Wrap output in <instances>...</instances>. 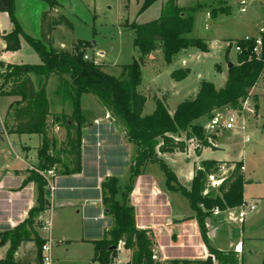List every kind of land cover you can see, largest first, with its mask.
<instances>
[{"label":"trees","instance_id":"trees-1","mask_svg":"<svg viewBox=\"0 0 264 264\" xmlns=\"http://www.w3.org/2000/svg\"><path fill=\"white\" fill-rule=\"evenodd\" d=\"M15 1L10 0L7 11L16 29L4 36L7 48L12 51L20 48L18 35L23 33L14 15ZM45 1L48 2L49 7L41 16L40 39H33L23 33L28 43L39 53L42 63L38 65L3 63L5 68L0 72V80H2L0 95L20 98L9 105L4 124L7 132L18 135H42L37 162L39 172L32 171L23 181V186L30 181L37 184L38 204L29 211L25 222L13 230L0 233L1 240L11 243L7 257L0 261V264H18L15 262L14 252L22 242L31 239L32 231L29 232V229H34L36 226L35 219H39V216L50 208L48 183L40 172L55 171L58 164H62L59 153L51 152L49 148L53 146V141L48 137L46 128L51 115H53V122L60 123L67 131L66 139L61 143V147L71 161L70 165L65 166L61 172L75 174L82 170V128L88 122L87 115L82 111V95L84 94H92L97 98L101 106L110 112L112 119L123 127L128 140L136 147L125 190L120 192V181L115 176H110L103 184L104 203L108 209V215L114 216L115 225L101 240L94 242L96 256L93 264H111L119 250L109 251V248L120 243L125 249L133 250L132 258L127 264H164L163 261L154 259L157 251L153 249V233L149 229L137 228L134 206L130 204L129 198L136 178L144 173L150 163L159 164L166 175L169 191L180 192L188 199L190 208L198 220L206 248L215 257V261L218 264H239L238 254L234 249L225 251L211 245L210 231L206 221L214 216L212 213L216 206L225 211L227 208L232 209L246 203L243 162L235 164L229 177L217 189L206 192L208 177L219 174L223 169L222 165L228 164L227 162L214 159L202 160L201 166L194 174L192 188L189 190L177 180L174 171L160 159V155L161 153L186 152L190 143L195 140L197 141L195 154H200L204 148H217L215 135L206 134L203 123L198 120L203 117L210 118L216 111L229 106L236 108L251 94L252 89L263 77L264 44L261 55L258 57L251 52L255 40L240 41L245 50L237 54L238 64L229 68L224 87L216 88L212 81H203L196 97L180 102L174 114L168 111L162 99H156V107L152 114H144L147 96L139 90L143 82L144 56L155 51L158 43L162 44L164 59L168 64H171L173 58L183 50L195 47L203 52L209 51L206 40L187 36L194 27L193 15L188 14L184 7H180L178 0H167L158 19L140 24L132 23L135 31L134 46L140 50L142 61L134 59L133 63L125 65L126 78L120 80L106 72L104 65L96 63L93 59L90 61L84 59V49L89 45L86 41L80 40L76 43L72 52L53 47L55 26L71 27V22L61 10H58L60 5L56 0ZM156 1L145 0L144 8ZM189 73V69L180 68L172 72L171 76L174 80L181 81L187 78ZM55 74L62 79L59 93L73 106V112L70 115L51 114L46 88L49 78ZM32 75L37 77L38 83L32 79ZM181 131L187 132L186 138L189 141L179 137ZM119 193L121 198H118ZM32 233L35 235L36 261L42 264L41 248L45 239L36 232ZM170 262L171 264L180 263L176 260ZM182 262L187 264L192 261L183 260ZM196 262L214 264L211 257ZM22 264H30V260L25 258Z\"/></svg>","mask_w":264,"mask_h":264},{"label":"crops","instance_id":"crops-1","mask_svg":"<svg viewBox=\"0 0 264 264\" xmlns=\"http://www.w3.org/2000/svg\"><path fill=\"white\" fill-rule=\"evenodd\" d=\"M22 1L24 0L15 1L14 15L16 21L20 28H22L24 34L36 40L40 39V22L38 16L35 20V24L29 23L28 16L23 15L19 6V3ZM25 1L27 2L29 0ZM157 1H161L162 8L164 9L167 0ZM225 1L226 0L221 1L223 6L227 5L229 12H233V6H230L228 1ZM241 1L242 0H233V4L237 5L234 11L237 10V12L241 14V22L248 28V30L243 37H237L235 40L239 41L246 35L260 37L261 29L264 26V5L247 0L248 2L245 5L246 10L243 11ZM9 5L10 0H0V63L19 65H21V63L32 65L41 64L42 60L39 53H37L32 45L28 43L23 33L18 35L20 48L17 51H12L7 48L4 36L16 29L15 24L11 19V15L9 11H7ZM178 5L182 7L179 0ZM47 9L48 8L46 7L45 11ZM58 10H60V7ZM221 11H224V9ZM211 14V11L207 12L208 18H213ZM215 18H217V15ZM58 28L61 27L55 26L53 34ZM52 44L56 49L65 50L62 42L56 44L53 40ZM193 48L183 50L173 58L174 60L170 66H173L174 64H176V66L169 70L170 76L172 72L180 68L189 69L191 73V68L188 66L189 59L185 56H191L192 58L193 56L199 57L201 53L205 54L198 48H195L198 51H194ZM158 50L163 53L162 47H158ZM159 51L158 53L155 51L153 54H159ZM103 54V52H99V56H102ZM152 56L153 55H151L150 58H153ZM227 74L228 71L226 75ZM227 78L228 75L226 76V81ZM32 79L36 82L34 75H32ZM174 81L180 83L178 80ZM202 82L203 81L199 83V87L193 92L195 93L194 97L197 95V91ZM61 83L62 79L57 74L52 75L47 83L46 93L50 103V111L51 114L66 113L70 115L73 112V106L69 101H65L64 96L59 93L58 90ZM51 84L54 91L53 97L49 96L48 93ZM160 92L161 90H159V93ZM166 94L168 95V93ZM87 95L88 94L82 95V111L87 115L88 122L82 128V170L80 172L75 174H64L61 172L65 166L70 165L71 161L68 154H66L61 147V143L67 136L65 127L60 123L55 124L53 122V115H51L48 119V125L46 128L48 137L53 141V146L49 147L51 149L50 151L58 152L62 160V164H58V167L55 169V175L50 176L52 178V183L56 185V191L54 192L53 201L51 203L53 235L55 239L52 250L54 257L53 264L94 263L96 256L94 242L96 240H101L115 225L114 216H109L106 211L107 208L103 199V184L107 178L115 176L120 181L119 187L120 192L122 193L127 186V180L131 174L132 162L136 153V147L128 140L123 127L115 120L107 118L110 112L104 110L95 96H90V98L84 101V98H86L85 96ZM19 99L20 98L17 97L12 102ZM157 99H162L165 102L164 96L163 98L157 97ZM12 102H10L4 110L0 109V233L13 230L25 222L29 211L38 204L37 184L30 181L23 186V181L37 168L38 153L40 146L42 145V135H18L7 132L4 124L9 105ZM155 107L156 102L153 107V112ZM175 109L170 111V113L174 114ZM204 118L206 117H203L198 121H201ZM206 122L207 121H204V124ZM222 134L223 138L225 137V139H228L229 141L235 136L232 129L227 130L225 127ZM215 138L217 148H204L200 154H195V148L189 145V149L186 152L161 153L160 159L169 165V167L175 172L176 176L179 171V173H184L186 177H189L191 182H183V180L180 179V175L177 176V180L183 186L189 187L192 184L196 169L201 166L202 160L214 159L217 161H225L230 165L242 162L236 158L227 160L212 155L222 149L219 144L221 133L219 132L217 136L215 135ZM187 155H190L192 163L187 168H185V166L180 167L179 165L176 171V166H171V164H179L181 161L184 162ZM183 156L185 157L182 158ZM147 168L148 166L145 168L144 173L136 178L134 188L129 195L130 204L134 206L137 228L144 230L149 229L153 233L156 241L159 243L158 248L163 254V261L170 259V261H180L179 264H181L183 263V260H189L193 263L211 257V254H209L208 248H206L203 241L198 220L195 218V214L191 210L190 205L188 208H179L184 211L180 214L173 209L172 203H170V193H172V191L168 190L165 173L162 172V175H158V173L154 174L153 172L149 173ZM149 189H152V192L149 193ZM118 198H121L120 193ZM245 202L248 205L250 204L246 197ZM255 209L256 206L253 210ZM229 213L235 212L232 211ZM229 213L227 215H225L226 213L214 214L212 218H209L206 221L208 230L210 231V242L214 245L212 246L225 251H232V249L222 248L218 246V243L214 244L216 242L215 239H217V235L221 230L227 229L232 236V240L228 245L229 248L234 243L233 238L239 236L238 230L236 234H234V232L232 233L233 229L236 230V227L231 226L233 221H230ZM217 218L224 219L226 224L223 225V227L216 226V223H214L213 220ZM38 220L39 219L37 218L35 219L36 226L34 229H38L36 233H38L41 238H44L45 235L43 231L40 230ZM240 229L242 230V233L240 231L242 235L248 231L246 230V219L242 223ZM32 232L31 235H33ZM34 237L35 235H33L30 240L22 242L16 249L14 252L16 263L22 264L25 258H27L30 260V264H38L36 261ZM167 240H169V242ZM236 245L240 247V251L242 252L243 247L241 243H236ZM10 247V241L5 242L0 239V261L7 257V252ZM117 250L120 251L122 248L118 247ZM167 255H172V258H167Z\"/></svg>","mask_w":264,"mask_h":264},{"label":"rangeland","instance_id":"rangeland-1","mask_svg":"<svg viewBox=\"0 0 264 264\" xmlns=\"http://www.w3.org/2000/svg\"><path fill=\"white\" fill-rule=\"evenodd\" d=\"M221 1L223 0H179L185 11L194 17L193 30L187 36L206 40L209 43V51L204 52L205 54L201 53L199 57L193 56L191 58V56H185L189 59L188 66L191 68V73L188 78L180 81V83H176L169 74V70L176 64L170 66L163 58L162 51L157 48L155 51L157 53L159 51V54H153L155 52L153 51L151 54L144 56V64H142L143 82L139 88L140 92L148 98L143 110L144 114L153 112L157 97L163 98V96L165 97L168 111H173L179 102L196 97H194L195 93L193 92L199 87L198 85L201 81H213L216 84V88L224 87L229 63L232 62L237 65L239 59L232 43L236 41L237 37H243L248 28L241 22V14L237 10L234 11L237 5L233 4V0L225 1H228L229 5L233 6L234 10L231 13L228 6H223ZM56 2L60 5V10L70 20L71 27L60 26L61 28H58L53 34L54 42L56 44L62 42L64 44L63 48L68 51H72L80 40L88 42L89 45L84 51L89 58L84 59L88 61L93 59L100 63L102 61L101 64L105 66L106 72L108 71L120 80L126 78L124 73L125 65L133 63L134 59L142 61L140 50L134 46L135 31L132 28V23L140 24L158 19L163 9L161 1L154 2L146 8H144L145 0H56ZM19 6L23 15L28 16L29 23L34 24L37 16L39 22L41 21L45 8L49 7L48 2L45 0H29L27 2L24 0L19 3ZM188 9L190 10L188 11ZM222 9L224 11H221ZM208 10L211 11L213 18H208ZM216 15L217 18H215ZM161 45V43H158V47H162ZM193 50L198 51L195 48ZM99 52L104 54L99 56ZM151 55H153V58H150ZM4 68L5 65L0 63V72ZM35 79L38 83L36 76ZM1 83L2 80H0V86ZM159 90H161L160 93ZM53 92L51 84L48 91L49 96L53 97ZM90 96L94 95L88 94L85 96L84 101ZM16 98L9 95H0V109L4 110ZM104 110L106 111V109ZM233 114L238 119L235 122L236 127L232 129L235 136L229 141L225 137L223 138V124L211 125V122L217 116L229 119ZM109 118L112 119L111 116ZM204 121L207 122L204 124ZM200 122L203 123L206 134L217 136L219 132L221 133L219 144L222 149L216 150L217 152L212 155L227 160L236 158L244 163L245 168L242 170L245 178L244 195L250 204L256 206L253 211L249 209L250 206L245 207L242 205L232 209L227 208L225 212L219 206H216L220 209L219 213H226L225 215L232 211L238 215L240 207L245 208L248 213L245 218L246 230L248 231L242 235V230L240 229L242 223L233 221L231 226H235L236 230L233 229L232 233L236 234L237 230L239 231V236L233 238V245L230 248L228 247L232 236L227 229L221 230L214 244L218 243V246L225 249H234L238 254L239 264H264V72L263 77L252 89L251 94L241 101L238 107L229 106L218 110L212 117L204 118ZM241 124L245 126V130L241 129ZM186 135V131L179 133L180 138L189 141ZM196 144V140L190 143L193 148L196 147ZM191 163V157L187 155L184 162L171 164V166H176L177 171L179 165L187 168ZM222 166L223 169L219 174L214 175L213 178L208 177V190L206 192L211 189H217L229 177L231 170L235 167V165H230L229 163ZM148 168L147 171L149 173L163 174L159 164L150 163ZM179 175L183 182H191V179L186 177L184 173H179L178 171L177 176ZM187 188L190 190L192 184ZM150 192H152V189H149ZM170 203H172V208L178 211L179 214L184 212L181 210L182 207H189L188 199L180 192L172 191L170 193ZM214 210L212 214H216ZM213 222L218 227H223L226 224L222 218H217ZM38 224L40 225V223ZM37 230L36 228L29 229V232H37ZM153 240V249L157 251L156 260L163 261V254L158 248L159 243L154 235ZM167 241L169 242V240ZM236 243H241L242 252L240 247H238L240 244L236 245ZM211 245H213L212 242ZM118 246L122 250L118 251V254L114 256L111 264H127L132 258L133 250L125 249L121 243ZM167 256V258H172V255ZM212 260L214 264H218L215 258H212ZM163 262L164 264H171L170 259H166ZM191 264L198 263L193 262Z\"/></svg>","mask_w":264,"mask_h":264},{"label":"built area","instance_id":"built-area-1","mask_svg":"<svg viewBox=\"0 0 264 264\" xmlns=\"http://www.w3.org/2000/svg\"><path fill=\"white\" fill-rule=\"evenodd\" d=\"M247 0H242L241 1V5H243L242 10H246L245 5L247 4ZM251 2L257 3V4H262L264 5V0H251ZM263 35H264V26L261 29V36L260 37H252L249 35H246L243 39L239 40V41H235L232 43V45H234L236 53H241L243 52L245 49L243 47V45L240 43V41H244V42H250L255 40V44L251 49L252 54H255L256 56H260L261 52H262V47L264 44V39H263ZM85 59H88L89 57L87 55L84 56ZM110 115L108 114L107 118H109ZM224 117L221 118V116H217L215 118L212 119L211 125H216V124H223V126L227 129H234L236 126L235 122L237 121L238 117L236 115H232L229 117V119H225ZM223 121V122H221ZM242 130H245V126L244 125H240ZM216 144V143H215ZM217 145V144H216ZM35 171H38V169L36 168ZM39 172V171H38ZM40 173H42L48 183V190H49V194H48V200L50 201V208L46 209L40 216H39V223H40V230L43 231L44 233V243L42 244V248H41V252H42V264H53V246H54V235H53V217H52V199L54 197V192L56 191V185L54 183H52V178L50 176L55 175V171H41ZM213 178V176H209V178ZM243 206L247 207L250 206V210H253L255 208V205L252 204H243ZM214 213L219 214L220 209L218 207L214 208ZM239 214L237 215L236 213H230V221H238L240 223H243L245 221V218L247 217L248 213L245 210V208H241L238 212ZM122 244V243H121ZM211 257L214 259L215 257L213 255H211ZM154 259H157V254L154 255Z\"/></svg>","mask_w":264,"mask_h":264},{"label":"water","instance_id":"water-1","mask_svg":"<svg viewBox=\"0 0 264 264\" xmlns=\"http://www.w3.org/2000/svg\"><path fill=\"white\" fill-rule=\"evenodd\" d=\"M234 64L232 62L229 63V67L228 68H231ZM107 213H108V209L106 210ZM118 245H112V247L109 248V251H112V249L114 250H117L118 249Z\"/></svg>","mask_w":264,"mask_h":264}]
</instances>
